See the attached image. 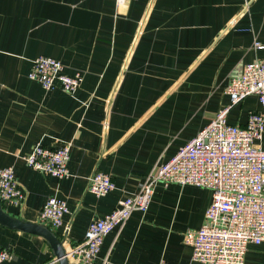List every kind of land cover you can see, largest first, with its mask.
I'll list each match as a JSON object with an SVG mask.
<instances>
[{"label": "crops", "instance_id": "obj_1", "mask_svg": "<svg viewBox=\"0 0 264 264\" xmlns=\"http://www.w3.org/2000/svg\"><path fill=\"white\" fill-rule=\"evenodd\" d=\"M256 41L264 46V0H0V169L13 167L25 193L4 210L42 224L46 201L64 199V224L50 228L66 248L81 242L227 106L231 80L264 58ZM41 56L82 74L75 94L29 78ZM260 111L248 97L228 121L244 126ZM64 143L67 178L23 160L38 144ZM97 172L116 184L107 196L88 190ZM211 202L210 190L159 184L149 210L109 234L93 264H201L184 237L201 228ZM2 249L12 255L4 264H58L43 237L0 224ZM245 264H264V243L248 247Z\"/></svg>", "mask_w": 264, "mask_h": 264}, {"label": "built area", "instance_id": "obj_2", "mask_svg": "<svg viewBox=\"0 0 264 264\" xmlns=\"http://www.w3.org/2000/svg\"><path fill=\"white\" fill-rule=\"evenodd\" d=\"M254 46L256 50L264 49L257 41ZM29 78L46 91L61 90L70 95L75 94L83 81L81 73H67L62 61L48 56L33 63ZM227 95V106L176 156L156 165L136 194L121 199L111 213L91 222L83 240L67 247L71 264H93L109 234L121 232L134 212L149 210L159 184L212 192L203 225L198 230H188L184 237L193 249V262L245 264L248 247L264 243V58L246 64L241 74L231 80ZM252 96L258 99L262 111L251 112L244 126L231 124L229 112ZM71 148L70 143L59 148L38 144L23 160L33 170L64 179L70 176ZM115 188L110 175L97 172L90 179L88 190L96 197H104ZM24 199L14 168L0 169V201L20 206ZM69 211L66 200L51 197L44 204L40 219L44 225L60 228ZM11 257L8 250H0V264ZM102 264L116 263L106 257Z\"/></svg>", "mask_w": 264, "mask_h": 264}, {"label": "water", "instance_id": "obj_3", "mask_svg": "<svg viewBox=\"0 0 264 264\" xmlns=\"http://www.w3.org/2000/svg\"><path fill=\"white\" fill-rule=\"evenodd\" d=\"M94 176V175H93ZM0 224L23 232L39 235L43 237L53 250L55 260L58 264H71L67 258V248L62 240L47 225L41 223L28 222L20 218L10 216L0 201Z\"/></svg>", "mask_w": 264, "mask_h": 264}]
</instances>
